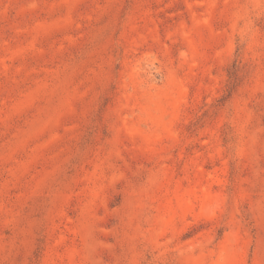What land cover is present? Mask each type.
Wrapping results in <instances>:
<instances>
[{"label":"rangeland","instance_id":"1","mask_svg":"<svg viewBox=\"0 0 264 264\" xmlns=\"http://www.w3.org/2000/svg\"><path fill=\"white\" fill-rule=\"evenodd\" d=\"M0 264H264V0H0Z\"/></svg>","mask_w":264,"mask_h":264}]
</instances>
